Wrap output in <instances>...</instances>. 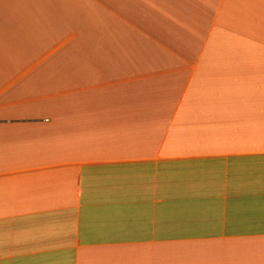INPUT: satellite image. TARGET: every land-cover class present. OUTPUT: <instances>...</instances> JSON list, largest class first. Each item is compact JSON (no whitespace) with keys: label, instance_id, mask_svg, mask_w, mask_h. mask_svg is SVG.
<instances>
[{"label":"crops","instance_id":"obj_1","mask_svg":"<svg viewBox=\"0 0 264 264\" xmlns=\"http://www.w3.org/2000/svg\"><path fill=\"white\" fill-rule=\"evenodd\" d=\"M0 264H264V0H0Z\"/></svg>","mask_w":264,"mask_h":264}]
</instances>
